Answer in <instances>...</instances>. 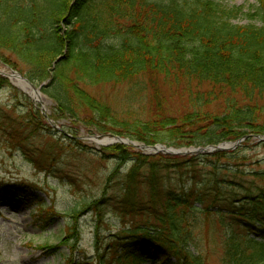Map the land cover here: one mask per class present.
Instances as JSON below:
<instances>
[{
    "label": "trees",
    "instance_id": "obj_1",
    "mask_svg": "<svg viewBox=\"0 0 264 264\" xmlns=\"http://www.w3.org/2000/svg\"><path fill=\"white\" fill-rule=\"evenodd\" d=\"M256 1L257 7L246 12L212 0H0V62L35 86L49 81L42 91L57 105L54 117L74 119L91 134L175 148L263 137L264 0ZM241 16L251 23H235ZM165 85L188 96L186 111H167ZM6 86L0 76V89ZM98 86H127L128 106L113 109L93 94L91 89ZM143 96L151 104L146 118L134 106ZM214 102L217 106L210 108ZM39 113L31 106L23 123L12 121L15 133L24 125L35 132L50 131L34 124ZM17 138L20 146L23 133ZM65 138L79 147L76 136ZM238 151L145 156L122 145L109 148L106 159L132 166L117 197L105 194L88 208L100 207L96 214L101 224V207L108 199L120 217L148 214L156 226L124 231L136 242L115 251L100 253L95 239V259L73 258L68 264H204L192 247L189 225L196 226L200 216L216 215L231 221L219 264H264V187L255 181L264 183V170L254 171L251 183L236 181L241 172L226 166ZM25 155L39 171L52 173L60 152L49 148ZM201 163L212 164L214 172L202 175ZM223 171L233 179L226 183L219 177ZM172 174L179 175L182 186L166 185ZM23 189L0 187L7 193ZM41 206L40 218L46 223L50 210ZM68 240L61 243L68 245Z\"/></svg>",
    "mask_w": 264,
    "mask_h": 264
},
{
    "label": "rangeland",
    "instance_id": "obj_2",
    "mask_svg": "<svg viewBox=\"0 0 264 264\" xmlns=\"http://www.w3.org/2000/svg\"><path fill=\"white\" fill-rule=\"evenodd\" d=\"M212 1L221 2L228 7H244L246 12L257 7L256 0ZM235 23L249 24L251 20L241 16ZM6 55L15 63L14 57ZM23 69L28 71L26 67ZM13 70L0 62V76L8 82V86L0 89V187H23L25 192L0 191V264H68L73 258L76 262L86 259L85 257L95 259V239H98L100 253L115 251L123 245L135 243V238L124 231H145V227L155 225V220L150 215L122 218L116 207L112 203L108 204L107 199V205L101 207L103 222L99 224L96 210L100 207L88 208L89 205L101 201L105 194L107 198L117 197L132 162L118 165L117 160L106 159L105 155L110 153L109 148L115 145L99 146L91 137L104 136L105 139H111L110 135L95 132L91 134L87 125L74 119H64L58 115L54 117L56 103L44 93L42 96L45 100H33L10 79ZM48 83L49 81H44L39 86L44 88ZM91 90L113 109L124 110L128 106L127 86H98ZM163 90L168 112L179 113L187 110L188 96L182 95V92L176 91L175 87L170 85H165ZM206 90L208 91V87ZM31 106L39 110L41 116L33 117L34 124H43L50 131L35 132L31 128L26 129L24 125L21 131L16 130L15 133L16 125L12 121L23 123L22 119L27 117ZM134 106L140 111L142 118L149 116L151 104L148 97L143 96ZM216 106L217 103L214 102L210 108ZM21 133L25 141H21L20 147L15 139H18ZM73 135L76 136L74 144L78 143L79 147L65 138ZM261 143L262 141L255 137L242 141L237 146L239 155L233 160L236 166L233 163L229 166L223 165L241 172L236 181L251 183L254 181L251 174L256 170H264V145ZM125 147L137 151L132 146ZM23 148L28 153L37 151V154L49 148L60 152L59 161L52 173L39 171L27 160ZM199 169L202 175H211L214 172L210 163H201ZM116 170L118 174L109 184L108 180ZM168 175V172L163 174L165 178ZM219 177H224L226 183L233 179L232 174L227 171H223ZM164 181L170 186H182L183 183L178 174H172L170 181ZM255 181L264 187V183ZM41 204H44L45 211L50 210L51 220L46 223L41 220L43 217L40 218ZM199 219L196 226L189 225L193 239L192 247L200 253L204 264H219L223 255L226 226L231 221L220 215L208 219L200 216ZM68 232L73 234V238ZM113 235H117V238ZM66 239H69V244H62ZM71 247L75 249L71 250ZM79 248L80 252H76Z\"/></svg>",
    "mask_w": 264,
    "mask_h": 264
},
{
    "label": "water",
    "instance_id": "obj_3",
    "mask_svg": "<svg viewBox=\"0 0 264 264\" xmlns=\"http://www.w3.org/2000/svg\"><path fill=\"white\" fill-rule=\"evenodd\" d=\"M20 74L17 73V72H12V76L11 78L15 77V76H19ZM28 84L31 85V87L33 89H35V86L33 84H31L29 82V80L27 79H24ZM36 90V89H35ZM36 91H39V90H36ZM112 137V140L114 141L113 144H120V145H126V146H132L134 147L135 149L137 150H141V151H147L149 153H154V154H157L159 152H162V153H165V154H173V155H184V154H187L188 151L186 150H174V149H168L167 147L165 146H155V147H149L147 145H144V144H139V143H136L128 138H121L119 136H111ZM257 139H259L260 141H263L264 140V137L261 138V137H256ZM246 139V138H244ZM243 139V140H244ZM243 140L241 141H238V142H235V143H228V144H224L223 147H216V150H229V149H235ZM225 146V147H224ZM203 153L205 152V150L203 149H199L197 151H193V153Z\"/></svg>",
    "mask_w": 264,
    "mask_h": 264
},
{
    "label": "bare ground",
    "instance_id": "obj_4",
    "mask_svg": "<svg viewBox=\"0 0 264 264\" xmlns=\"http://www.w3.org/2000/svg\"><path fill=\"white\" fill-rule=\"evenodd\" d=\"M13 82L17 85V86H20L24 91L28 92L30 95H32L35 99L37 100H45L44 99V96L42 95H38V94H35L33 93L32 89H30L29 87H27V85L21 80L19 79V77H15ZM94 142L99 145V146H106V145H110V144H113L114 141L111 140V139H105V140H102V141H99V140H94Z\"/></svg>",
    "mask_w": 264,
    "mask_h": 264
}]
</instances>
